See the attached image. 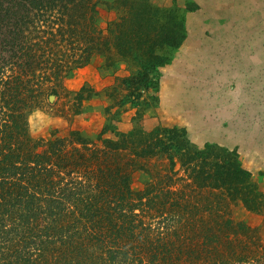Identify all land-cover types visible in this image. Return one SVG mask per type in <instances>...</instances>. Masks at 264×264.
Wrapping results in <instances>:
<instances>
[{
  "label": "trees",
  "instance_id": "1",
  "mask_svg": "<svg viewBox=\"0 0 264 264\" xmlns=\"http://www.w3.org/2000/svg\"><path fill=\"white\" fill-rule=\"evenodd\" d=\"M102 3L118 12L107 33ZM158 14L146 0H0V264H264L257 228L233 214L264 203L238 153L144 125L153 73L184 38ZM95 53L134 69L122 78L131 127L111 117L94 140L33 137L29 114Z\"/></svg>",
  "mask_w": 264,
  "mask_h": 264
},
{
  "label": "rangeland",
  "instance_id": "2",
  "mask_svg": "<svg viewBox=\"0 0 264 264\" xmlns=\"http://www.w3.org/2000/svg\"><path fill=\"white\" fill-rule=\"evenodd\" d=\"M146 1L158 8L164 23L182 21L184 38L165 49L167 59L153 73L157 97L145 109L144 125H177L198 148L216 144L235 150L264 194V0ZM107 6L99 5L104 33L118 17ZM133 70L122 60L108 66L104 55L93 54L29 114L31 135L66 136L76 129L94 140L112 118L118 130H128L137 106L123 102L122 78ZM147 179L144 171L134 170L131 184L141 189ZM233 214L264 240V203L258 212L238 205Z\"/></svg>",
  "mask_w": 264,
  "mask_h": 264
},
{
  "label": "water",
  "instance_id": "3",
  "mask_svg": "<svg viewBox=\"0 0 264 264\" xmlns=\"http://www.w3.org/2000/svg\"><path fill=\"white\" fill-rule=\"evenodd\" d=\"M53 96H54L53 94H50V95H49V99H52Z\"/></svg>",
  "mask_w": 264,
  "mask_h": 264
}]
</instances>
